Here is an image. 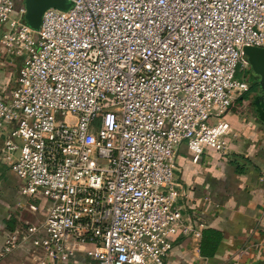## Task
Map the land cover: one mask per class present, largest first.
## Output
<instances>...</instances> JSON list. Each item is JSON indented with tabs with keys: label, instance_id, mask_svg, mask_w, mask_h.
I'll return each mask as SVG.
<instances>
[{
	"label": "built area",
	"instance_id": "2783aa9c",
	"mask_svg": "<svg viewBox=\"0 0 264 264\" xmlns=\"http://www.w3.org/2000/svg\"><path fill=\"white\" fill-rule=\"evenodd\" d=\"M70 1L35 30L24 0H0L1 45L22 60L0 95V128H12L0 159L29 211L47 214L6 235L0 261L165 264L205 228L178 148L194 161L228 154L229 115L249 92L244 49L264 48V0Z\"/></svg>",
	"mask_w": 264,
	"mask_h": 264
},
{
	"label": "crops",
	"instance_id": "0c3cea01",
	"mask_svg": "<svg viewBox=\"0 0 264 264\" xmlns=\"http://www.w3.org/2000/svg\"><path fill=\"white\" fill-rule=\"evenodd\" d=\"M11 56L0 36V95L9 93L22 66L20 58ZM239 107L229 115L235 136L226 156L207 151L194 161L186 143L177 151L176 174L189 194L190 212L205 224L204 230L221 234L215 254L210 258L201 255L202 239L180 238L165 264H264V127L251 128ZM11 130V126L0 128V150ZM20 185V178L0 159V252L10 231L47 215L42 209L38 214L29 211L30 200ZM0 264L60 263L21 251Z\"/></svg>",
	"mask_w": 264,
	"mask_h": 264
},
{
	"label": "water",
	"instance_id": "95a60500",
	"mask_svg": "<svg viewBox=\"0 0 264 264\" xmlns=\"http://www.w3.org/2000/svg\"><path fill=\"white\" fill-rule=\"evenodd\" d=\"M26 8L25 20L35 30L41 27L42 17L46 10L56 8L68 11L72 2L70 0H24ZM245 57L251 67V76L259 81L260 92L254 104L264 108V48L246 47Z\"/></svg>",
	"mask_w": 264,
	"mask_h": 264
},
{
	"label": "trees",
	"instance_id": "16d2710c",
	"mask_svg": "<svg viewBox=\"0 0 264 264\" xmlns=\"http://www.w3.org/2000/svg\"><path fill=\"white\" fill-rule=\"evenodd\" d=\"M249 75L251 76V71H249ZM256 89H252L255 91ZM250 92H248L243 99H248ZM221 234L212 229L203 230L202 234V242L200 246V252L203 257H212L215 254V251L220 243Z\"/></svg>",
	"mask_w": 264,
	"mask_h": 264
},
{
	"label": "rangeland",
	"instance_id": "374dc122",
	"mask_svg": "<svg viewBox=\"0 0 264 264\" xmlns=\"http://www.w3.org/2000/svg\"><path fill=\"white\" fill-rule=\"evenodd\" d=\"M20 6V5H19ZM2 33H0L1 36ZM13 57V56H11ZM247 77L250 76L249 72H247ZM240 107H239V111L242 113V117H246L247 118V123H249L251 125V128H254V126L256 127V129L262 128L264 127V123H261L257 120L256 115L252 112L251 108H250V100L249 99H244V102H239ZM238 104V105H239ZM253 126V127H252ZM45 202L46 208H47V202L45 200H43ZM34 203L39 204L40 200H33ZM42 210L45 211V207L42 208ZM44 212H42V216L44 217Z\"/></svg>",
	"mask_w": 264,
	"mask_h": 264
},
{
	"label": "flooded vegetation",
	"instance_id": "af4514ba",
	"mask_svg": "<svg viewBox=\"0 0 264 264\" xmlns=\"http://www.w3.org/2000/svg\"><path fill=\"white\" fill-rule=\"evenodd\" d=\"M247 82L249 85V100H250V108L252 112L256 115V118L259 122L264 123V108H258L255 104L254 101L255 99L259 96L260 92V85L259 81L253 77L248 76L247 77ZM256 89L255 91H252V89Z\"/></svg>",
	"mask_w": 264,
	"mask_h": 264
}]
</instances>
